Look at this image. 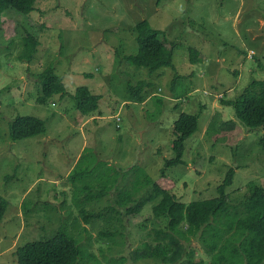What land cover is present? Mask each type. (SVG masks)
Returning a JSON list of instances; mask_svg holds the SVG:
<instances>
[{
    "label": "rangeland",
    "instance_id": "1",
    "mask_svg": "<svg viewBox=\"0 0 264 264\" xmlns=\"http://www.w3.org/2000/svg\"><path fill=\"white\" fill-rule=\"evenodd\" d=\"M33 7L24 16L0 6V197L7 202L0 264H17L18 248L66 229L77 203L97 211L117 192L133 206L150 192L146 177L184 203L216 197L230 168L225 200H242L248 182L264 187V127L245 128L221 104L261 90L252 83L264 81V0H35ZM142 21L164 33L171 68L149 73L124 59L137 53L132 29ZM26 32L39 40L31 63L17 58ZM190 50L197 52L194 64ZM50 67L65 94L40 104L36 75ZM81 87L99 97L88 117L72 99ZM181 113L198 115V129L185 141L184 164L161 177ZM18 116L42 120L44 134L11 141L9 124ZM48 203L65 205L55 214ZM151 209L147 204L138 216L123 211L125 235L104 242L96 240L99 224L92 229L80 219L90 233L83 227L75 233L78 242L83 237L79 263L160 264L132 254L144 242L170 241L156 233L163 223ZM172 245L176 253L183 249L181 261L192 250L197 264L213 263L200 239Z\"/></svg>",
    "mask_w": 264,
    "mask_h": 264
},
{
    "label": "trees",
    "instance_id": "2",
    "mask_svg": "<svg viewBox=\"0 0 264 264\" xmlns=\"http://www.w3.org/2000/svg\"><path fill=\"white\" fill-rule=\"evenodd\" d=\"M34 2L35 0H0V6L26 16L34 11ZM132 32L136 35L138 49L135 55L124 57L126 62L136 69L148 70L149 73L172 67V55L165 50L162 31L153 30L146 21H142L134 26ZM38 45L37 36L26 32L21 38V49L17 58L31 63ZM196 60L197 52L190 50L189 62L194 64ZM36 79L38 103L43 104L55 95L65 94L64 85L55 74L54 68L44 69L36 75ZM252 84L261 88L258 94L241 95L233 101H221V104L231 106L234 109L235 120L245 128L253 130L264 127V81H254ZM141 88L142 86L136 91ZM72 99L82 117L90 116L98 107L99 97L84 87L76 89ZM225 125L233 128L235 124L228 121ZM197 129L198 115L181 113L178 116L172 131L173 156L164 160L160 171L161 177H164L166 169L184 164L182 157L185 141ZM44 132V122L34 117L18 116L9 124L11 141L43 135ZM259 145L264 150V139L259 141ZM234 170L230 168L226 172L222 182L215 189L217 196L211 199L189 203L178 201L174 195L158 188L146 177L147 184L151 185L150 192L140 196L133 206H129L126 198L117 192L114 204L107 202L106 204L111 203L109 207L99 208L97 211L93 210L95 206L90 210L77 203L78 210L76 213L72 212L66 229L60 227L52 238L27 243L15 251L17 264H80L79 243L83 237L78 242V235L75 234L80 230L79 227H83L80 225V219L84 225H90L92 229L95 228V223L99 224L103 229L97 231L96 240L104 242L107 237L113 238L117 233L125 235L123 211L126 216H136L147 204H152V209L149 210L152 217L163 223V230L158 229L156 233L163 238L168 236L171 238L169 243L163 244L144 242L132 251L137 258L152 259L160 264H190L195 253L191 250L186 254L185 260L181 261L183 249L176 253L172 244L190 243L193 239H200L207 247V254L213 255L212 264H264V187L248 182L247 192L242 200L235 203L225 200L226 189L232 184ZM74 171L75 169L71 174ZM73 179L70 174L67 176V180L72 183ZM115 185L116 181L113 182V186ZM47 205L55 208V214H59L65 204L61 203L60 209L51 203ZM6 209L7 202L0 197V222ZM59 220L61 221L62 217ZM70 225H74L73 230H70ZM83 230L89 231L86 227H83ZM109 245L116 249L124 246L123 244L114 246L111 243ZM119 260H123L124 263L125 258ZM198 260L201 262V259ZM193 262L197 264L195 260Z\"/></svg>",
    "mask_w": 264,
    "mask_h": 264
}]
</instances>
